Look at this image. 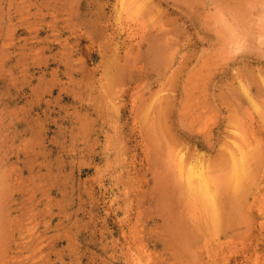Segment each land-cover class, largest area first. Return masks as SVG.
Masks as SVG:
<instances>
[{
	"label": "rangeland",
	"instance_id": "obj_1",
	"mask_svg": "<svg viewBox=\"0 0 264 264\" xmlns=\"http://www.w3.org/2000/svg\"><path fill=\"white\" fill-rule=\"evenodd\" d=\"M0 264H264V0H0Z\"/></svg>",
	"mask_w": 264,
	"mask_h": 264
},
{
	"label": "bare ground",
	"instance_id": "obj_2",
	"mask_svg": "<svg viewBox=\"0 0 264 264\" xmlns=\"http://www.w3.org/2000/svg\"><path fill=\"white\" fill-rule=\"evenodd\" d=\"M221 4H223V2H221ZM136 11H137V9H136ZM165 42H167V41H165ZM159 43L163 44L162 42H159ZM239 153H240V150H239ZM238 155H239V157L236 158L235 155L233 156L231 154L230 157H229L230 159L228 158L229 161H230V165L227 163L226 166L229 165L230 171H229V174H227V177L225 175V178L223 180L224 183H222V182L221 183L223 185L224 184L226 185V189L225 190L231 192V195H232L233 198H240L241 199V195H243L244 190L246 189V187H247V185L249 183V179H250L249 178V163H248L247 155H246L245 152H243V150ZM228 156L229 155H227V157ZM223 159H225V158H223ZM178 160H179L178 161V165H177L178 166V171L180 173L181 180L184 182L183 184H185L184 185L185 188H186L185 191H186V194L190 197L189 199H191L193 202H194V199L197 200L196 202L197 203L199 202L201 209L203 211H205V213L208 214L209 217L212 218V220H213V218L214 219L217 218V216H216L217 215L216 214L217 213V211H216L217 200H216V197H215L216 192L214 193L213 188H212V185L214 187L215 184H212L214 182V180H212L210 178L211 175L209 173H208V175L205 174L206 169L204 170L202 165H198V166H201V167H197V166H193L191 164V165H187L186 168H184L182 166V155L179 157ZM169 161H170V158H169ZM194 165H196V163ZM221 187H223V186H221ZM225 197H226V195H225ZM227 201L231 204V202H230L231 200H227ZM238 206L240 207V205H238ZM238 206H236V207H238ZM202 219H203V217H202ZM213 223L210 224V225L213 226ZM212 231H214V228H213Z\"/></svg>",
	"mask_w": 264,
	"mask_h": 264
}]
</instances>
